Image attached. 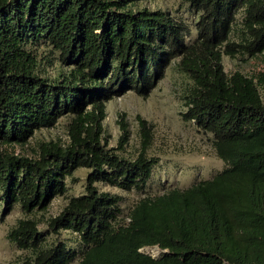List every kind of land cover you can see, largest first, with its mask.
Masks as SVG:
<instances>
[{"label": "trees", "instance_id": "16d2710c", "mask_svg": "<svg viewBox=\"0 0 264 264\" xmlns=\"http://www.w3.org/2000/svg\"><path fill=\"white\" fill-rule=\"evenodd\" d=\"M183 1L196 14L190 40L182 19L131 0H0L2 207L42 209L73 168L88 169L82 192L68 196L46 229L15 218L5 238L28 253L7 264H69L77 250L72 264H264V0ZM220 52L255 56L259 66L226 72ZM172 58L187 79L177 96L181 118L210 133L223 166L141 195L122 215L120 195L95 182L139 190L155 158L145 153L141 117L132 157L106 146L104 101L125 89L145 93ZM60 115L68 116L66 142L37 140L32 155L5 147ZM118 124L116 148L127 138L124 120ZM58 229L79 248L45 244ZM151 244L165 250L140 249Z\"/></svg>", "mask_w": 264, "mask_h": 264}, {"label": "rangeland", "instance_id": "374dc122", "mask_svg": "<svg viewBox=\"0 0 264 264\" xmlns=\"http://www.w3.org/2000/svg\"><path fill=\"white\" fill-rule=\"evenodd\" d=\"M131 2L134 4L132 7L160 8L182 19L189 29L184 39L192 38L194 34L193 20L196 14L187 8L185 1L131 0ZM238 16L237 12L236 17L238 18ZM175 60L172 58L163 67L161 76L145 93L138 94L132 89H125L104 101V116L101 126L105 133L106 146L113 147L121 155L132 157L137 151L139 143L137 117H141L149 128V143L145 153L155 158L150 175L139 190H124L113 185L95 182L98 189L120 195L119 204L122 215L141 195L158 193L169 186H186L196 179L210 176L223 166L222 160L214 154L209 142L210 133L196 128L191 120L181 118L180 112L184 107L177 96L183 86L187 84V79L175 69ZM220 61L226 72L238 69L247 73L259 66L255 56L243 53L227 55L220 52ZM47 69L48 72L53 73L50 67ZM119 118L125 122L127 138L120 148H116V139L121 132L118 124ZM67 119V115H60L52 125L33 130L22 144L14 143L5 145V147L12 149L14 153L32 155L37 140L52 139L66 142L65 123ZM2 146L3 144L0 145V147ZM87 170L82 166L73 168L70 174L64 177L65 190L61 194L51 197L42 209L24 212L17 201L12 202L6 208H3L0 203V264H7L9 260L28 253L27 249L17 248L5 238V231L15 218L24 216L35 218L36 227L40 230L46 229V219L58 212L68 196L82 192L84 175ZM55 239L63 240L67 246L76 250L80 246L73 233L66 229L47 233L44 243H51ZM140 249L149 254L159 253L148 246H142ZM77 255L78 250L69 264L76 260Z\"/></svg>", "mask_w": 264, "mask_h": 264}, {"label": "water", "instance_id": "95a60500", "mask_svg": "<svg viewBox=\"0 0 264 264\" xmlns=\"http://www.w3.org/2000/svg\"><path fill=\"white\" fill-rule=\"evenodd\" d=\"M145 246H149V247H154V248H156L158 251H163V250H165V248H159L157 245H155V244H151V245H145ZM157 251V252H158ZM151 256H154L155 254H150Z\"/></svg>", "mask_w": 264, "mask_h": 264}, {"label": "bare ground", "instance_id": "6f19581e", "mask_svg": "<svg viewBox=\"0 0 264 264\" xmlns=\"http://www.w3.org/2000/svg\"><path fill=\"white\" fill-rule=\"evenodd\" d=\"M149 247V246H148ZM151 249H153L155 252H157L158 250L154 247H150Z\"/></svg>", "mask_w": 264, "mask_h": 264}]
</instances>
